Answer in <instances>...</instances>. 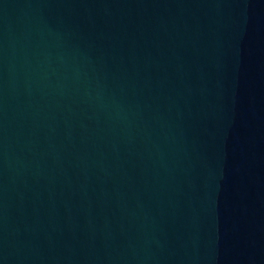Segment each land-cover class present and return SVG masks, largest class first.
Returning <instances> with one entry per match:
<instances>
[{"label":"water","instance_id":"95a60500","mask_svg":"<svg viewBox=\"0 0 264 264\" xmlns=\"http://www.w3.org/2000/svg\"><path fill=\"white\" fill-rule=\"evenodd\" d=\"M0 264H264V0H0Z\"/></svg>","mask_w":264,"mask_h":264}]
</instances>
